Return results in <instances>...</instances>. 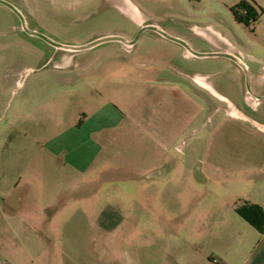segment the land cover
Returning a JSON list of instances; mask_svg holds the SVG:
<instances>
[{
    "label": "rangeland",
    "instance_id": "rangeland-1",
    "mask_svg": "<svg viewBox=\"0 0 264 264\" xmlns=\"http://www.w3.org/2000/svg\"><path fill=\"white\" fill-rule=\"evenodd\" d=\"M131 1L140 10L142 24L133 25L128 20L127 4L121 0H0V166L15 163L10 157L19 148V137L27 133L21 126L36 120L46 134L75 114L73 111L82 102L66 89L64 75L96 73L100 59L109 64L125 60L127 69L135 73L128 87L121 79L106 90L116 104L123 103L126 93L132 95L143 76L178 79L176 73L197 74L202 77L194 80L222 108L235 113L239 106L232 99L243 98L256 107L250 110L253 115H261L264 99L259 97L256 104L257 100L246 98L244 93L250 90L260 95L250 74L259 73L260 65L264 64L261 24L253 23L250 27L233 20L228 6L231 0ZM86 43L89 45L85 46ZM122 44L128 48L122 50L119 47ZM65 49L76 52L63 61L60 55ZM205 78L227 98L215 92ZM22 150L24 171L27 162L30 163L27 153L30 149L25 142ZM3 157L6 159L2 160ZM96 185L87 184L70 191L74 199L83 198L87 202L60 209L51 222L49 233L55 246L70 250L66 256L71 261L142 263L148 251L157 248L155 254L151 252V261L163 264L168 254H160L159 249L172 253L175 249L206 245L212 239L207 229L221 224L206 217L192 221L191 207L203 195L195 192L187 196L189 190L177 184L176 188L173 179L160 192L157 187L134 189L125 181L103 189H96ZM180 188L182 197L188 200L183 206L174 202L180 197ZM19 193L33 198L41 195L26 180L20 183ZM148 195L164 200L166 206L162 209L169 214L152 205L148 208L131 203ZM62 196L66 194L56 192L55 199ZM110 204L115 207L119 204L123 215H109ZM58 206L54 208L57 210ZM194 231H198L197 237L193 236Z\"/></svg>",
    "mask_w": 264,
    "mask_h": 264
},
{
    "label": "crops",
    "instance_id": "crops-1",
    "mask_svg": "<svg viewBox=\"0 0 264 264\" xmlns=\"http://www.w3.org/2000/svg\"><path fill=\"white\" fill-rule=\"evenodd\" d=\"M121 1L127 4L128 20L133 25L142 24L134 3ZM237 1L231 0L228 6ZM250 2L261 8L254 26L261 24L264 31V0ZM119 47L128 48L123 44ZM75 52L65 49L61 59L65 61ZM105 60H99L96 73L64 75L66 89L82 102L73 111L75 114L46 134L36 120L21 126L27 133L19 137V148L10 157L15 163L0 166V264H85L71 261L66 256L71 251L56 247L49 233L56 212L87 202L74 199L70 191L87 184L103 189L125 181L134 189L157 187L160 192L171 179L175 186L189 190L187 196L195 192L203 195L191 207L192 221L206 217L221 224L207 229L212 239L206 245L175 249L172 253L159 249L160 254L169 257L163 259V264H264V230L258 232L233 209L236 200L244 199L256 203L264 212V109L258 116L250 112L256 107H236V112L231 113L194 80L200 75L183 73H176L179 80L143 76L132 95L126 93L123 103L116 104L106 90L121 79L128 87L135 73L127 69L125 60L111 61L112 64ZM250 78L255 91L264 93V64ZM206 82L227 98L207 79ZM251 99L257 100L256 104L260 102L255 96ZM24 142L30 149V163L23 171ZM104 174L128 176L103 178ZM25 180L41 191L39 198L19 193L20 183ZM183 189L178 191L179 199L174 200L181 206L188 201L182 197ZM56 192L66 196L56 200ZM148 196L131 203L148 208L152 205L169 214L162 209L166 206L164 200ZM54 205L59 208L56 210ZM118 205H109V215H123ZM192 234L199 235L198 231ZM156 249L148 251L142 263L133 264H160L151 261V252L155 254Z\"/></svg>",
    "mask_w": 264,
    "mask_h": 264
},
{
    "label": "trees",
    "instance_id": "trees-1",
    "mask_svg": "<svg viewBox=\"0 0 264 264\" xmlns=\"http://www.w3.org/2000/svg\"><path fill=\"white\" fill-rule=\"evenodd\" d=\"M233 20L244 26H252L258 18L261 8L248 3L246 0H238L229 7ZM234 211L254 227L258 232L264 230V212L256 203L244 199H238L234 202Z\"/></svg>",
    "mask_w": 264,
    "mask_h": 264
},
{
    "label": "flooded vegetation",
    "instance_id": "flooded-vegetation-1",
    "mask_svg": "<svg viewBox=\"0 0 264 264\" xmlns=\"http://www.w3.org/2000/svg\"><path fill=\"white\" fill-rule=\"evenodd\" d=\"M245 94L249 95L250 98H253L254 96L252 94H250L249 92H244ZM264 93H261L260 95H263ZM260 100V98H257ZM261 99H264V98H261ZM233 102H235L236 105H238L239 107L243 108V109H246V110H250L251 109V106L246 102L244 101L242 98L241 100L239 101H236V100H233Z\"/></svg>",
    "mask_w": 264,
    "mask_h": 264
},
{
    "label": "water",
    "instance_id": "water-1",
    "mask_svg": "<svg viewBox=\"0 0 264 264\" xmlns=\"http://www.w3.org/2000/svg\"><path fill=\"white\" fill-rule=\"evenodd\" d=\"M37 33L38 35L42 36V34L38 33V32H35ZM43 37V36H42ZM91 43V42H90ZM56 45H59V44H56ZM89 45V43H86L85 46ZM84 46V45H83ZM68 48H71V49H75V48H79V47H71V46H68ZM232 59H235L234 57H232ZM249 93L252 94L253 96H255L256 98H264V96L262 95H256L254 93H252L250 90H249Z\"/></svg>",
    "mask_w": 264,
    "mask_h": 264
}]
</instances>
